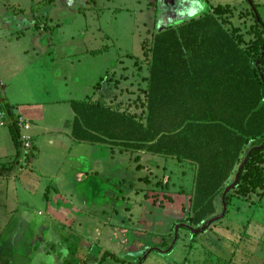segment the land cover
I'll return each instance as SVG.
<instances>
[{
	"label": "rangeland",
	"instance_id": "374dc122",
	"mask_svg": "<svg viewBox=\"0 0 264 264\" xmlns=\"http://www.w3.org/2000/svg\"><path fill=\"white\" fill-rule=\"evenodd\" d=\"M200 2L205 7L198 16L210 7H220L222 18L248 44L264 38V26L258 30L260 23L255 14L251 15L253 3L249 0ZM194 7L196 0H0V24L5 12L11 10L23 21L32 20L42 27L21 44L32 42L40 53L48 48L40 45V40L48 37L52 45L47 56L55 59L54 65L48 64L49 70L55 69V76L66 74L69 85H58L60 90L54 96L72 103L98 101L144 121L149 68L143 57V42L152 40L156 28L194 18L185 11ZM261 14L264 17V10ZM252 33L256 35L252 37ZM97 49L103 53L86 54ZM48 75L52 78L51 72ZM104 88L108 94L97 96L96 92ZM110 98L114 101L109 103L115 105L108 104ZM59 144L60 150L55 149L57 161L48 165L51 173L45 175L46 181L41 187L37 182L31 184L29 195L20 201L21 207L26 204L28 220H18L21 210L7 215L11 231L2 240L4 247L0 246L1 263L17 260L29 264L35 245L43 240L40 246H45L47 240L40 234L42 223L48 235H54V243L60 237L76 238L83 252L80 257L88 255L89 264L97 263L93 256L98 257L99 250L123 261L107 260L104 264H264L261 192L240 196V185L229 183L225 212L222 199L216 201L220 219L213 221L211 217L196 226L190 221L194 216V164L173 158L153 161L151 155L144 157L108 145L96 146L93 154L88 144L83 154L65 137ZM48 150L43 151L48 154ZM59 164H63L61 186L53 179ZM140 165L144 167L138 169ZM88 176L99 181L84 185ZM47 190L51 197H46ZM0 198L4 200V195ZM12 207L17 209L15 203ZM45 222L52 226H45ZM34 255L37 259L38 254ZM49 256L62 264L54 253Z\"/></svg>",
	"mask_w": 264,
	"mask_h": 264
},
{
	"label": "trees",
	"instance_id": "16d2710c",
	"mask_svg": "<svg viewBox=\"0 0 264 264\" xmlns=\"http://www.w3.org/2000/svg\"><path fill=\"white\" fill-rule=\"evenodd\" d=\"M223 13V8L210 7L189 21L170 24L171 20L154 30L152 40L143 42L149 68L144 121L98 101L72 103V135L78 143L194 164L190 221L196 226L211 217L220 219L216 201L222 199L225 212L229 183L240 185V196L261 192L264 199V38L248 44L229 27ZM255 16L259 30L264 24L258 13ZM14 118L9 112L7 127L18 152L9 167L0 165L4 173H11L21 156ZM50 245L62 264H73L81 256L76 238L60 237ZM99 251L98 257L93 256L96 264L123 262ZM87 256L80 264L92 262Z\"/></svg>",
	"mask_w": 264,
	"mask_h": 264
},
{
	"label": "crops",
	"instance_id": "0c3cea01",
	"mask_svg": "<svg viewBox=\"0 0 264 264\" xmlns=\"http://www.w3.org/2000/svg\"><path fill=\"white\" fill-rule=\"evenodd\" d=\"M251 2V0H249ZM251 4V3H250ZM250 6V5H249ZM251 13L259 14L262 23L264 24V17L261 14V10H264V1L263 0H253V4L250 7ZM257 12V13H256ZM5 18L2 25L0 24V42H2V54H0V84H2V97L4 105L7 107L8 111L12 113L15 118L17 116H23L30 129L28 134L32 137L34 143V159L30 164L29 168H19L18 162L15 163L14 169L11 173H4V176L0 177V195H4V200L0 198V246L3 248L6 242L7 236L10 234L11 228L8 231L7 215L10 213L16 214L21 210L19 218L28 220V213L24 211V206L21 207L20 201L22 198L29 195L28 190L32 184L37 182L39 187L42 183L46 181V174L51 173V170L48 169V165L55 163L57 161L58 154L55 149L60 150L61 145L59 141L62 137H65L67 141H70V145L73 148L78 150L81 149L80 153L85 154V147L89 144L92 146L90 148L94 153H96V146L101 144H91V143H78L73 138V124L75 120V113L72 108V102L68 99H63V97L58 98L54 96L58 88V85H66L67 83L66 74L59 73L55 76L54 70H49V65H54V58L48 57L50 53H47L49 50L50 44L47 36H42L40 40V45L48 46L46 50L42 49L41 52H37V47L31 42L23 46L21 43L24 41V38L30 39L33 34H38L41 28L38 27L36 22L32 20L23 21L21 15H16L11 10L5 12ZM252 21V20H251ZM250 21V22H251ZM52 22V21H51ZM47 27V26H46ZM45 27V28H46ZM3 28V29H2ZM44 28V27H43ZM29 34V35H28ZM41 35L39 34L40 37ZM23 38V39H22ZM22 39V40H21ZM36 40V39H35ZM107 51V49H105ZM102 50H92L86 52V54L100 55ZM48 55V56H47ZM51 72L52 78H49L48 73ZM58 72V71H57ZM101 82V81H100ZM101 84L97 86L96 89H99ZM103 93L108 94L107 89L101 90L100 93L96 92V95L103 96ZM62 94V92H61ZM58 98V99H57ZM114 99H109L108 104ZM93 101V100H91ZM96 102V101H95ZM0 165L2 167H9L11 163L15 160L14 158L17 155L18 149L15 145L9 127L0 128ZM6 135L8 138L6 140ZM67 148V146H66ZM48 154H45L43 150ZM147 157L146 152H139ZM152 160H163L164 157L151 155ZM141 157V156H140ZM155 159V160H154ZM63 164H59L57 168V176L54 177V181L57 185L61 186V175ZM89 164L83 166L87 168ZM158 166V165H157ZM144 167V166H142ZM101 179V178H100ZM87 180V181H86ZM84 181L86 183L95 184L99 181L98 177H90ZM55 191V190H53ZM58 191V190H56ZM46 197H51L49 191L45 194ZM67 198V196H66ZM48 201H50L48 199ZM16 204L17 209H13V204ZM50 216V215H49ZM52 216V215H51ZM45 226H52L47 222L44 223ZM40 234L43 237H47L45 246H40V244L35 245V251L32 252L33 259L29 264H56L54 258H49V254L53 253L50 251L51 242H54L52 238L53 234L48 235V230L43 229V224H40ZM8 231V232H7ZM61 235L63 232L58 230ZM7 233V234H6ZM48 239V237H50ZM22 250L18 249V252ZM82 251V250H80ZM89 252H92L91 247ZM38 254L37 259L35 255ZM83 254V252H81ZM81 259L82 257H77L73 264H80L76 260ZM43 260H46L44 262ZM33 261V262H32ZM23 262L12 260L10 264H22ZM0 264H3L0 262ZM26 264V263H23Z\"/></svg>",
	"mask_w": 264,
	"mask_h": 264
},
{
	"label": "built area",
	"instance_id": "2783aa9c",
	"mask_svg": "<svg viewBox=\"0 0 264 264\" xmlns=\"http://www.w3.org/2000/svg\"><path fill=\"white\" fill-rule=\"evenodd\" d=\"M2 84H0V128L7 127V122L9 119V112L7 107L4 105L2 97ZM13 122H16V125L20 129V143H21V156L18 162L19 168H28L34 159V143L32 137L28 134L30 126L27 120L23 116H17L13 119ZM0 172V177L4 176Z\"/></svg>",
	"mask_w": 264,
	"mask_h": 264
},
{
	"label": "clouds",
	"instance_id": "9594fccd",
	"mask_svg": "<svg viewBox=\"0 0 264 264\" xmlns=\"http://www.w3.org/2000/svg\"><path fill=\"white\" fill-rule=\"evenodd\" d=\"M196 3H197V7H194V8H188L186 9V14L189 16V17H196L199 15L200 12H202L204 10V4L200 2V0H196ZM184 12L181 13V15H183Z\"/></svg>",
	"mask_w": 264,
	"mask_h": 264
}]
</instances>
